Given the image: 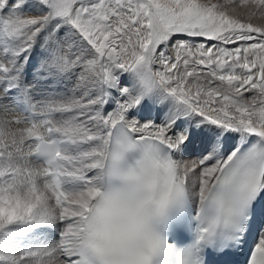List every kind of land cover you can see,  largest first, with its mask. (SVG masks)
Listing matches in <instances>:
<instances>
[{"label": "snow or ice", "instance_id": "1", "mask_svg": "<svg viewBox=\"0 0 264 264\" xmlns=\"http://www.w3.org/2000/svg\"><path fill=\"white\" fill-rule=\"evenodd\" d=\"M258 17L0 0V264H264Z\"/></svg>", "mask_w": 264, "mask_h": 264}, {"label": "rangeland", "instance_id": "2", "mask_svg": "<svg viewBox=\"0 0 264 264\" xmlns=\"http://www.w3.org/2000/svg\"><path fill=\"white\" fill-rule=\"evenodd\" d=\"M236 11H237V13H240V12H243L244 9L241 8L239 5H237V6H236ZM29 14H32V13H29ZM252 22H253V23H256V24L264 23V17H258V18H256V19H254ZM199 42H202V41L197 40V43H199ZM40 59H41V53H40L39 50L37 49V51H36V52L33 54V56H32V59H31V62H30V66H29V75H28V80H29V82H31L32 79H33L31 73L35 70V67H36V65L39 63ZM38 88L42 90V89L45 88V85L41 84V85H39ZM245 95H247V94H245Z\"/></svg>", "mask_w": 264, "mask_h": 264}, {"label": "bare ground", "instance_id": "3", "mask_svg": "<svg viewBox=\"0 0 264 264\" xmlns=\"http://www.w3.org/2000/svg\"><path fill=\"white\" fill-rule=\"evenodd\" d=\"M187 158V157H186Z\"/></svg>", "mask_w": 264, "mask_h": 264}]
</instances>
